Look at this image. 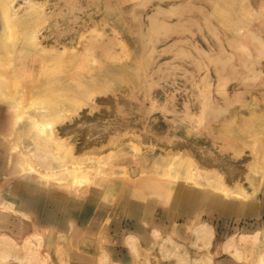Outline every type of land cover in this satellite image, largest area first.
I'll list each match as a JSON object with an SVG mask.
<instances>
[{
	"label": "bare ground",
	"instance_id": "bare-ground-1",
	"mask_svg": "<svg viewBox=\"0 0 264 264\" xmlns=\"http://www.w3.org/2000/svg\"><path fill=\"white\" fill-rule=\"evenodd\" d=\"M164 9L156 5L146 20ZM116 11L113 0H0V120L8 123L0 143L18 161L0 185V219L8 229L21 216L56 227L86 218L90 206L123 201L133 227L143 222L154 233L181 220L197 240L208 232L205 215L186 212L197 200L235 212L261 191L264 106L227 110L206 93L194 110L175 91L167 99L150 85L144 89L135 60L142 35ZM98 45L110 49L109 59L111 48L124 49L128 60L112 64ZM256 138L260 169L244 162ZM72 188L74 198L64 193ZM177 205L179 213L167 214ZM157 209L167 210L154 218Z\"/></svg>",
	"mask_w": 264,
	"mask_h": 264
},
{
	"label": "rangeland",
	"instance_id": "rangeland-1",
	"mask_svg": "<svg viewBox=\"0 0 264 264\" xmlns=\"http://www.w3.org/2000/svg\"><path fill=\"white\" fill-rule=\"evenodd\" d=\"M113 4L116 15L124 11L129 28L142 35V50L135 60L138 72L144 75V89L150 85L152 92L163 91L167 99L175 91L178 101L187 100L194 110L197 97L206 93L212 103L227 110H240L247 103L264 106V0H113ZM156 5L165 11L157 13L151 23L145 16ZM98 46L97 53L112 64L128 60L129 52L124 49L113 46L109 59L110 49ZM7 127L1 119L0 133L7 136ZM250 143L244 162L260 169L259 138ZM0 151L5 154L0 159L1 185L17 172L18 161L9 157L4 142ZM75 191L66 189L64 193L74 198ZM262 194L264 183L251 206L239 204L235 212L217 204L209 206L201 199L193 209L185 207L193 217L205 215L208 232L197 240L181 220L174 226H158L154 233L143 222L142 227H133L128 219L130 206L123 201L102 208L90 206L86 218L69 217L74 226L64 219L56 227L40 224V217L32 215L17 218L16 226L8 229L0 219V264H264ZM182 207H167V214L173 216ZM159 210H153L154 218L167 209ZM120 221L122 227L117 230ZM36 224L41 226L33 227ZM58 228L61 232L54 234ZM31 232L37 235L31 236ZM21 239L29 241L23 245Z\"/></svg>",
	"mask_w": 264,
	"mask_h": 264
}]
</instances>
